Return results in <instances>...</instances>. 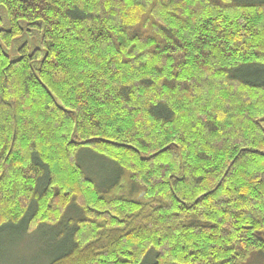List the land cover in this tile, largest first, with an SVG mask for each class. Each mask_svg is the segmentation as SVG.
<instances>
[{"label": "trees", "instance_id": "obj_1", "mask_svg": "<svg viewBox=\"0 0 264 264\" xmlns=\"http://www.w3.org/2000/svg\"><path fill=\"white\" fill-rule=\"evenodd\" d=\"M0 9V235L43 264H264V0Z\"/></svg>", "mask_w": 264, "mask_h": 264}, {"label": "rangeland", "instance_id": "obj_2", "mask_svg": "<svg viewBox=\"0 0 264 264\" xmlns=\"http://www.w3.org/2000/svg\"><path fill=\"white\" fill-rule=\"evenodd\" d=\"M2 11L3 9H0V13ZM3 14L4 23L6 24L5 12H3ZM1 29L3 28H0V30ZM39 40V35L37 33H34L31 39L28 40L27 38H20L19 40H16V43H14L12 49L5 50L12 58H16L19 56L18 50L24 44L27 43L29 45V49L33 51L34 48L32 47V45H38ZM81 153L82 152H80V155L78 157L80 163L83 162L85 168H88V170H90L89 172L96 171V168L92 163L88 166L85 164V162H87V160L89 159L86 155L87 153ZM11 240L12 241H10L9 237H7L6 235H0V264H43V255H48L47 250L49 249L48 247H50V245H48L47 242L44 241V239L40 238L35 242H30L26 239L12 237Z\"/></svg>", "mask_w": 264, "mask_h": 264}]
</instances>
